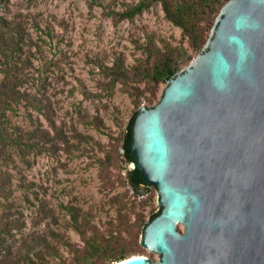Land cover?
Instances as JSON below:
<instances>
[{
	"label": "water",
	"instance_id": "water-1",
	"mask_svg": "<svg viewBox=\"0 0 264 264\" xmlns=\"http://www.w3.org/2000/svg\"><path fill=\"white\" fill-rule=\"evenodd\" d=\"M132 154L158 192L140 245L159 260L112 264H264V0L220 8L202 56L140 108Z\"/></svg>",
	"mask_w": 264,
	"mask_h": 264
},
{
	"label": "rangeland",
	"instance_id": "rangeland-1",
	"mask_svg": "<svg viewBox=\"0 0 264 264\" xmlns=\"http://www.w3.org/2000/svg\"><path fill=\"white\" fill-rule=\"evenodd\" d=\"M134 1L5 0L0 3V15L22 21L31 38L23 52V57H29V65L24 69L28 81L21 90L49 104L50 119L67 140V143L57 141L53 151L30 153L26 160L13 154L8 166L13 188L7 201L10 209L0 205V216L8 214L10 219L18 217L23 222L21 229L12 228V235H7L13 249L19 246L22 237L48 228L81 245L79 234L68 226L69 214L63 206L79 208L101 230L108 229L120 214L132 223L137 213L148 220L151 207L154 212L161 209L157 189L144 185L137 191L132 188L127 176L133 165L123 160L121 151L122 130L133 114L145 106V100L141 98L137 106L119 85L110 95H103L99 66L110 65L117 55H122L125 64L131 65L136 57L143 55L137 44L150 35L158 46L168 43L186 49V54L175 63L180 72L202 56L204 45L200 51L191 50L181 29L164 17L159 4L116 24L106 15L108 7L121 10ZM166 86L167 82L159 85L158 97ZM9 118L11 123L27 129H32L39 120L51 134L54 131L51 122L31 107L21 105L15 113L9 112ZM93 118L101 121L99 127L92 123ZM112 149L121 161L113 158L105 163V153ZM118 174L126 177L124 184L118 180ZM123 191L139 194L138 199L144 193L148 195L145 201L134 202L132 208L129 203L128 208L123 205ZM41 203L52 209L56 223L42 218ZM179 229L182 230L181 225ZM142 234L138 236L139 244ZM142 248L137 255L159 260L156 253ZM60 252L64 257L70 254L62 246Z\"/></svg>",
	"mask_w": 264,
	"mask_h": 264
},
{
	"label": "trees",
	"instance_id": "trees-1",
	"mask_svg": "<svg viewBox=\"0 0 264 264\" xmlns=\"http://www.w3.org/2000/svg\"><path fill=\"white\" fill-rule=\"evenodd\" d=\"M4 1L0 0V3ZM227 1L136 0L121 10L108 7L106 15L116 24L131 20L151 6L159 4L164 17L181 29L190 49L200 51L209 37L217 13ZM29 41L31 38L22 21L10 20L0 15V205L6 209H10L7 201L13 193L12 174L8 169L13 161V154L16 153L26 160L30 153L53 151L57 147V141L67 143V140L61 137L62 131L57 130L50 119L49 104L41 97L30 96L27 91L21 90L28 81V73L24 69L29 65V57H23V52ZM136 47L143 55L136 57L131 65H126L122 55H117L110 65L99 66L103 77L101 87L103 95H110L114 87L119 85L120 90L127 93L137 106L143 98L145 107L149 108L159 101V85L176 74L175 63L187 51L182 46L172 47L168 43L163 47L158 46L150 35ZM21 105L43 114L51 122L53 133L43 127L39 120H36L32 129L11 123L9 112L15 113ZM139 112L140 108L128 120L120 137L123 160L134 164L136 161L132 154V127ZM27 114L31 117L30 112ZM92 123L96 127L101 125L98 118H93ZM113 158H117L114 149L105 153L104 161L109 163ZM117 160L121 161L118 158ZM125 179V176L118 174V180L122 184ZM127 180L135 191L142 185L156 189L154 185L145 182L136 165L128 171ZM138 195L123 191V205L128 207L130 203L129 207L132 208L137 200L145 201L148 194H142L139 199ZM63 209L69 214L68 226L79 234L81 245L70 241L59 231L48 228L46 231H35L28 237H22L19 246L13 249V244L7 242V235H12V228L21 229L23 222L18 217L10 219L8 214H4L0 216V264H112L143 251L138 236L161 211L160 209L154 212L151 207L148 220H144L142 213H137L134 222L130 223L121 218L120 207L118 220L110 223L108 229L101 230L87 214L81 213L79 208L69 205L63 206ZM40 211L43 219L49 218L53 223L57 222V216L46 204H40ZM61 246L69 251L68 257L61 254Z\"/></svg>",
	"mask_w": 264,
	"mask_h": 264
}]
</instances>
